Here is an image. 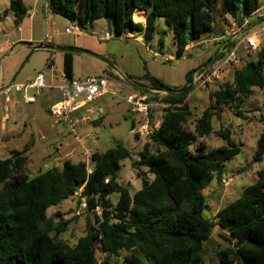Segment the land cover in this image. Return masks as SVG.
<instances>
[{"label": "trees", "instance_id": "trees-1", "mask_svg": "<svg viewBox=\"0 0 264 264\" xmlns=\"http://www.w3.org/2000/svg\"><path fill=\"white\" fill-rule=\"evenodd\" d=\"M46 4L51 14L77 20L81 29L106 19L115 34L142 33L145 42L152 39L155 21L163 19L176 56L191 41L214 30V0H46ZM262 4L263 0H220L222 16L226 14L238 25ZM8 10L18 26L26 15L22 0H9ZM135 11L145 14L144 25L133 21ZM227 43L219 49H225ZM254 53L253 60L233 69L230 82L209 95L192 130L185 126L191 116L187 94L179 98L149 96L168 107L138 159L131 162L142 178L140 189L133 194L118 183L120 163L130 158L121 145L92 152L88 163L67 160L33 177L25 173L23 153L0 159V264H202L203 242L215 226L224 233L221 238L226 245L216 251L214 264H264V167L235 201L208 221L203 216L202 192L213 178L221 180L224 163L237 156L241 146L224 128L216 133L224 145L207 151L200 142L190 150L198 139L215 133L213 121L219 119L222 107L235 108L254 88H264V47ZM72 56L63 54L66 80L73 79ZM105 72L124 83L111 70ZM143 79L146 87L167 88L147 74ZM190 79L191 73L186 84ZM131 125L135 126L134 120ZM252 158L254 162L264 158V132L258 136ZM80 188L85 211L91 216H86L84 235L69 244L62 238L69 220L63 221L60 212L47 216L46 210L75 196ZM114 194L118 195L115 203L110 200ZM122 251L129 255L119 260ZM136 252L140 255L133 254Z\"/></svg>", "mask_w": 264, "mask_h": 264}, {"label": "rangeland", "instance_id": "rangeland-1", "mask_svg": "<svg viewBox=\"0 0 264 264\" xmlns=\"http://www.w3.org/2000/svg\"><path fill=\"white\" fill-rule=\"evenodd\" d=\"M34 2H38L40 8L46 0H23V6L31 7ZM8 9L9 0H0V43L7 39L8 34L12 38H16L18 35L13 15ZM212 16L214 18V28H218L221 25L230 27L228 21L233 23L229 17L223 18L220 0H214ZM60 19L64 18L60 16ZM36 20L43 22L42 12L35 17ZM107 23L106 19L95 20L86 26L85 32L98 38L101 34L100 32H107ZM154 25L155 31L149 42L127 38L125 36L127 32H124L121 35H113L106 42L101 41L100 43L108 45L107 59L118 69L120 66L123 70H127L132 74L135 79L142 82H144L143 76L147 74L160 80L167 88L178 90V86L184 84L187 74L191 73L192 75L193 71L215 54L216 48L210 39L212 33H204L199 39L191 41L189 49L181 56H176L172 34L163 19L156 20ZM36 27L43 34L50 32V25L42 23L41 30L38 29V24ZM58 30L61 33L64 32V29L59 28ZM261 38L264 40V33L261 34ZM259 44L261 47L260 42ZM30 50V46L17 42L9 50L0 53V73L2 72L0 77V87L2 89L0 92L5 89L11 90L9 93V97H11L13 95V85L29 84L37 73L44 74L46 82L49 75L54 76V73H48L51 62L50 55H54L52 54L53 52L35 50L30 53ZM86 50L93 52L89 49ZM241 56L242 60L236 65H231L228 71L219 79L203 86V88H195L187 94L186 103L191 110V116L185 125L187 129L192 130L195 120L207 107L209 95L218 89L220 85L230 82L233 69L239 68L244 63L253 60L255 53L251 51L243 52ZM105 69L106 67L103 63L89 56L75 55V78L85 74L100 76L106 80V83L108 82V87L117 94V96L108 94L88 105V109H92L95 115L101 117L100 123L93 124L94 122H90L84 128H80L81 126L78 125L75 128V132L83 136L86 134L93 135L91 152H104L117 145L123 146L130 152V158L120 163L118 183L122 187L127 188L130 194H133L140 189L142 178L137 176L139 170L133 169L131 162L138 159L143 144L148 140V135H139L138 139L135 138L136 124L134 131H130V128H132L131 121H137L140 117L136 114H130L125 103L120 98L125 96L123 89L131 91L133 89L122 82H113L111 77L105 72ZM21 95L22 93L17 94L19 98L16 105H13L12 102L5 104L4 97L0 95V118L2 117V124L7 126L9 136L8 138L0 133V159L9 158L15 152L23 153L27 158L25 173L29 177H33L38 171L51 168L57 155L55 148L58 141L49 144V141L44 136H47L49 131L55 127L64 128L63 125H54L49 113L50 106L58 101L60 97H58L57 90L44 89L36 97L34 104H25L20 98ZM27 95L33 96L34 91L28 89ZM263 102L264 88H254L252 94L243 99L237 106H234L235 108L222 107L219 119L213 121L215 133L198 139L190 147V150L193 151L201 142L207 151H211L224 145L225 142L216 134L217 131L224 128L230 131L234 142L241 146V152L224 163V174L221 180L213 178L202 192L205 197L203 216L208 221H213L216 213L221 208L235 201L241 195L242 190L255 181L257 171L264 167V158L261 162H254L252 158L258 136L264 132ZM99 108L102 109V112H99ZM237 110L240 114H237ZM162 115L163 109H154L150 114V126L156 127ZM4 116H6L5 119L3 118ZM89 117L92 119L93 115ZM65 135L70 138L68 132H65ZM82 159L84 158L81 157L79 160ZM88 161L89 157L86 159V163ZM72 162L75 163L77 161L73 160ZM140 170L145 172L148 180L152 179V175L146 173L144 168H140ZM225 179H230V181L223 183L222 181ZM117 197L118 195L114 194L110 196V200L115 203ZM77 203L78 196L75 195L46 210L47 216L60 212L63 221L69 220L67 231L62 235V238L69 244H74L79 237L84 235L86 216H91L87 211L76 214ZM95 211L99 213V209ZM221 235H224V233L215 226L211 231L210 238L203 242L202 251L204 257L202 264L215 263L216 251L226 245ZM133 254L140 255L139 252ZM128 255L129 252L122 251L119 260ZM97 257L100 262V254Z\"/></svg>", "mask_w": 264, "mask_h": 264}, {"label": "crops", "instance_id": "crops-1", "mask_svg": "<svg viewBox=\"0 0 264 264\" xmlns=\"http://www.w3.org/2000/svg\"><path fill=\"white\" fill-rule=\"evenodd\" d=\"M22 3H23V0H22ZM25 9H26V15L24 16V18L22 19L20 24L18 26H16L17 27V33H18L17 37L12 38L11 35L8 34L7 39L4 40L2 43H0V53H3L5 51L9 50L10 47L13 46L15 43H17V42L21 43L22 42L23 45H28V46L36 45V44H49V45H55V46L75 47V48H80V49H85V50L89 49L95 53H98L99 55H103L104 57L108 58V52H107L108 51V45L107 44H101L100 42L101 41L106 42L113 35L110 36L108 39H102L104 33H107L104 31V32H100L101 33L100 36H98V38H96L97 36L89 35V34H87V32H85L87 28H84L82 33H80L79 35L66 34L64 32L61 33V31L58 30L59 28L65 30L67 27H69L71 25H75V24L78 25V21L75 20V21L71 22L65 18L60 19V16L51 14L47 8L46 2L40 8L38 6V2H34L31 7H28V8L25 7ZM40 12L43 13V22L42 23L46 24V25H50V27H49L50 32H47L45 34H43L42 31L37 30V27H36L38 24V29H40V30L42 29L41 21H37V20L35 21V17ZM137 13L139 16L138 20L136 19L137 17H135L137 15ZM133 15H134V19H135V20H133L134 22L141 23L142 25H144L145 14L143 12L135 11L133 13ZM133 15H132V19H133ZM227 17L228 16L226 14L223 15V18H227ZM13 18H14V16H13ZM263 18H264V0H263L262 6L258 10H256L250 16L245 17L243 19V22L241 25H238L235 22L231 23L230 21H228L230 23V27L221 25L218 28H214V30L212 32H210V33H212L210 39H211V41H213V45L216 48V51L220 48V46H222L223 44H226L231 39H233L235 37V35L240 33L250 23L258 21V20L263 19ZM231 21H233V20L231 19ZM107 25H108V23H107ZM57 27H59V28H57ZM262 33H264V24H262L256 28H253L252 30H250L249 32H247L244 35L255 36L258 43L259 42L261 43V47H264V40H262V38H261ZM125 36L127 38H132L133 40H137V41H143L144 40L142 33L127 32V34H125ZM233 44H236V41ZM189 47H190V44L186 47L185 52L189 49ZM259 48H260V44H259ZM243 52L246 53L249 51L246 49L245 46L239 45L237 48V53H236V56H237L239 61L242 60L241 55ZM52 54H54V55H50L51 65H49L48 73H54V76L49 75L47 78V82H46L44 74H42V75H43L44 84H45L44 89H51V90L54 89V90L58 91V94H59L58 97H60V99L52 104V105H54L63 99L62 94L59 90V86L65 82V79L63 78V75H64V73H63V54L58 53V52H53ZM72 55H73L72 56L73 79L79 80V79H84L87 77H94V76H91L90 74H85V75H82L81 77L75 78L74 77V62H75V55L76 54H72ZM106 69H108V68L106 67ZM119 69L128 77L129 76L133 77L132 74H130L127 70H123L120 66H119ZM1 73H0V77L2 75ZM37 74H40V73H37ZM98 77H100V76H98ZM111 80L113 82H118L115 79H113L112 77H111ZM135 81H137L141 85L146 84V81L142 82L138 79H135ZM184 81L185 82H183V83L186 84L185 79H184ZM106 84H108V82ZM124 84L126 86H129L126 83H124ZM184 84H180L181 86H178L179 87L178 90L181 87H183ZM16 85H22V84H16ZM107 87H108V85H107ZM167 89H171V88H167ZM110 90L113 91L112 89H110ZM10 92H11V90H8V89H5L2 92H0V95H2L4 97V103L5 104L12 102L13 105H16L18 103L17 99L19 98V97H17V94H21V93H22V95L20 97L21 100H23V102L25 104H29V103L25 102L23 92H18V91H15L13 89V95L11 97H9ZM123 92H125L124 94L127 95V94H130L132 91L129 89H123ZM106 95H108V94H106ZM106 95H104V96H106ZM104 96L98 97L94 101H96V100H98ZM120 100H122V99H120ZM94 101L85 104L83 107L76 110L74 113L70 114V117H72L73 119L85 121L84 124L78 123L76 126L80 125L81 126L80 128H84L86 126V124L90 123V122L91 123L94 122L93 124H99L100 123L101 117L95 115V113L93 112L92 109L87 108V106L90 105L91 103H93ZM157 102L161 103L160 101H157ZM34 103H32V104H34ZM161 104H163V103H161ZM125 105L128 109V112L131 114L128 105L126 103H125ZM51 106H50V109H51ZM50 109H49V113H50ZM99 112H102L101 108H99ZM91 115H93L92 119H90V117H89ZM3 118L5 119L6 116H4ZM1 119H2V117H1ZM136 122L137 121H135V124H136ZM159 123L160 122H158V124ZM54 125H56V126L63 125L64 128L60 129V128L55 127L54 129L49 131L47 136H44L45 139L47 141H49V144L54 143V141H58L57 146L55 148L57 155L53 160V166L52 167H59L62 165V163L64 161H67V160L68 161L76 160V161L86 162V159L92 153L90 151V149L92 148V145H93V135H91V134H86L84 136L80 135L77 132H75L76 126L74 127L73 131H71L63 122H59V123L54 124ZM136 126H137V124H136ZM0 129H1L0 133L4 134L6 137L9 138L7 126L5 124H2V122H1V128ZM130 131H134V127L130 128ZM65 132H68V134H70V138L66 137ZM71 133H72V137H73L72 139H71ZM138 136L135 138L138 139ZM81 157H83L84 159L79 160ZM47 169H50V168H47ZM47 169H45V170H47ZM40 172H42V171H38L36 174H38Z\"/></svg>", "mask_w": 264, "mask_h": 264}, {"label": "built area", "instance_id": "built-area-1", "mask_svg": "<svg viewBox=\"0 0 264 264\" xmlns=\"http://www.w3.org/2000/svg\"><path fill=\"white\" fill-rule=\"evenodd\" d=\"M82 31L83 29H81L78 25H71L64 30V33L79 35L80 33H82ZM109 37L110 36L108 35V33H104L102 39H108ZM239 45L245 46L246 49L251 52L259 49V43L255 36H241L236 40V44H233L231 46L229 52L220 59V62L215 63L204 75L199 77L195 88H203V86L212 83V81L217 80L222 75H224L231 65L238 64L240 61L238 60L236 53ZM12 87L15 91L23 92L25 102L32 104L35 102L36 97L45 88L44 78L42 74H37L29 84L13 85ZM28 89H33V96L27 95ZM59 90L62 94L63 99L51 106L50 116L54 124L63 122L71 131H73L74 127L78 123L84 124L85 121L73 119L72 117H70V114L74 113L85 104L94 101L98 97L104 96L106 94L117 96L115 92L111 91L107 87L106 81L103 78L97 76L87 77L79 80L65 79V82L59 86ZM120 99H122L128 105L129 110L132 114H136L140 117L138 119L139 122L137 120V128L135 130L136 134L138 135H149L151 134L152 129L158 126H150L149 122L151 118V111L158 108L165 109L166 107H168L165 104H161L157 101L151 100L148 95H145L138 91H132L130 94H127ZM226 181H230V179H225L222 182L225 183ZM81 191L82 188H80L75 194L76 196H78L76 214H80L81 212H84L86 210V202L83 198L80 197Z\"/></svg>", "mask_w": 264, "mask_h": 264}, {"label": "water", "instance_id": "water-1", "mask_svg": "<svg viewBox=\"0 0 264 264\" xmlns=\"http://www.w3.org/2000/svg\"><path fill=\"white\" fill-rule=\"evenodd\" d=\"M264 24V18L260 19L258 21L250 23L246 28H244L240 33L235 35L233 39H231L225 49H219L213 56H211L204 64H202L200 67H198L195 71L192 72L191 79L190 81L184 85L182 89L179 90H172V89H167V88H161V89H152L149 87H146L144 85H141L137 81L129 78L127 75H125L120 69H118L110 60L107 58L95 54L93 52H90L85 49H80V48H75V47H65V46H55V45H49V44H36V45H31V50L30 53H32L35 50H46L50 52H58V53H69V54H82L89 56L101 63H103L109 70H111L116 76H118L124 83L129 85L132 89L143 93L148 96H157V97H163V96H169V97H174V98H179L183 97L189 92H191L193 89H195L198 79L200 76L204 75L215 63H217L225 54L229 52V49L233 45V43L252 30L253 28H256L260 25ZM107 33L109 36L112 35H117L113 32L111 26L108 24L107 25ZM199 72L200 75L196 76ZM0 87V91H1Z\"/></svg>", "mask_w": 264, "mask_h": 264}, {"label": "bare ground", "instance_id": "bare-ground-1", "mask_svg": "<svg viewBox=\"0 0 264 264\" xmlns=\"http://www.w3.org/2000/svg\"><path fill=\"white\" fill-rule=\"evenodd\" d=\"M136 17H137V19H139V18H138V17H139L138 14L136 15Z\"/></svg>", "mask_w": 264, "mask_h": 264}, {"label": "flooded vegetation", "instance_id": "flooded-vegetation-1", "mask_svg": "<svg viewBox=\"0 0 264 264\" xmlns=\"http://www.w3.org/2000/svg\"><path fill=\"white\" fill-rule=\"evenodd\" d=\"M200 73H198V75H199Z\"/></svg>", "mask_w": 264, "mask_h": 264}]
</instances>
